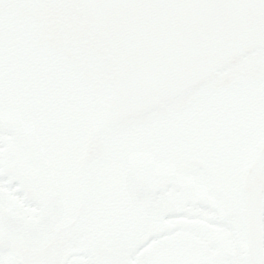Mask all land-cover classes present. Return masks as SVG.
I'll return each instance as SVG.
<instances>
[{
  "label": "snow or ice",
  "instance_id": "snow-or-ice-1",
  "mask_svg": "<svg viewBox=\"0 0 264 264\" xmlns=\"http://www.w3.org/2000/svg\"><path fill=\"white\" fill-rule=\"evenodd\" d=\"M239 6L0 0V264H264V76L187 95L210 65L111 19Z\"/></svg>",
  "mask_w": 264,
  "mask_h": 264
},
{
  "label": "water",
  "instance_id": "water-1",
  "mask_svg": "<svg viewBox=\"0 0 264 264\" xmlns=\"http://www.w3.org/2000/svg\"><path fill=\"white\" fill-rule=\"evenodd\" d=\"M80 23L88 22L81 16ZM116 29L123 25H142L165 39L171 49L186 53L191 62L210 65L211 74L187 82L184 92L197 93L214 82L218 87L251 84L264 76V10L249 6L208 10H131L112 14ZM117 38L113 32L112 39ZM137 51L134 60L141 59ZM147 111V109H145ZM194 166L202 167L196 160Z\"/></svg>",
  "mask_w": 264,
  "mask_h": 264
}]
</instances>
